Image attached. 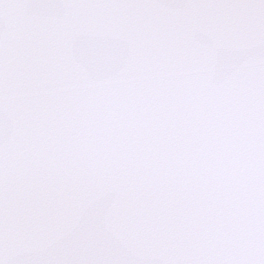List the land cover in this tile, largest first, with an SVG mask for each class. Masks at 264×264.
I'll list each match as a JSON object with an SVG mask.
<instances>
[{
  "label": "snow or ice",
  "instance_id": "1",
  "mask_svg": "<svg viewBox=\"0 0 264 264\" xmlns=\"http://www.w3.org/2000/svg\"><path fill=\"white\" fill-rule=\"evenodd\" d=\"M0 264H264V0H0Z\"/></svg>",
  "mask_w": 264,
  "mask_h": 264
}]
</instances>
